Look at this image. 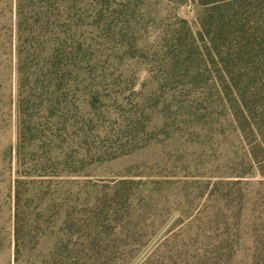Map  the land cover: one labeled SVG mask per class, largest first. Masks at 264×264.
Wrapping results in <instances>:
<instances>
[{"label":"rangeland","instance_id":"1","mask_svg":"<svg viewBox=\"0 0 264 264\" xmlns=\"http://www.w3.org/2000/svg\"><path fill=\"white\" fill-rule=\"evenodd\" d=\"M18 1L64 14L83 60L68 107L58 120L32 113L23 139L16 67L32 46L18 40ZM200 11L195 0H0V264H12L17 178L25 213L74 219L99 264H264V127H239L230 75L191 49ZM249 110L264 123L258 103Z\"/></svg>","mask_w":264,"mask_h":264},{"label":"trees","instance_id":"2","mask_svg":"<svg viewBox=\"0 0 264 264\" xmlns=\"http://www.w3.org/2000/svg\"><path fill=\"white\" fill-rule=\"evenodd\" d=\"M195 1L201 11L191 49L207 67L216 65L230 75L224 88L230 90L232 86L239 96L237 124L243 131L254 133L255 126L260 132L264 123L252 124L249 108L258 103L264 111V0ZM64 16L59 10L52 14L44 7L33 11L18 1V40L24 47L32 46L31 50L18 51L20 139L30 130L27 121L32 113L58 120L68 107L72 83H79L81 78L79 64L83 60L77 58L76 45L59 26L66 20ZM24 184H29L24 178L15 179L12 264H99L101 256L93 240L79 234L74 219L62 218L59 212L49 226L47 219L25 213L21 201Z\"/></svg>","mask_w":264,"mask_h":264}]
</instances>
